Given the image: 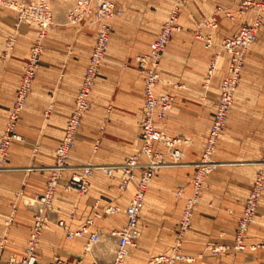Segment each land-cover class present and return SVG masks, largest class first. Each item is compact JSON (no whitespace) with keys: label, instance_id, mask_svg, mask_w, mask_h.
Returning <instances> with one entry per match:
<instances>
[{"label":"crops","instance_id":"0c3cea01","mask_svg":"<svg viewBox=\"0 0 264 264\" xmlns=\"http://www.w3.org/2000/svg\"><path fill=\"white\" fill-rule=\"evenodd\" d=\"M143 7L148 8L147 11L144 9L145 12L142 15L147 17L145 22H149L153 10H150L148 5ZM238 7L239 0H188L181 8L180 17L190 27L196 26V23L202 19L216 17L219 27L210 29L209 32L212 33L214 40H219L226 35L237 32L242 24L251 23L254 20V10L240 16L237 14ZM219 8H222L223 11H219ZM224 11L234 12V19L228 18ZM163 24L156 33L159 32ZM259 38L261 39L260 50L264 51V26L260 29ZM92 49L88 54L77 45L67 47L51 42H47L45 45L34 89L29 95L26 107L18 122V132L23 135L24 140L13 142L7 163L11 168L0 176V242L2 239L5 240V247L0 250L2 256L0 264H22L21 261L26 255L37 206L26 202L25 198H33L44 191L48 177V171L44 167L54 162L56 148L62 141L68 120L74 110ZM213 51L215 53L216 48H213ZM214 53L209 68L214 59ZM20 71V67L10 68L0 62V140L18 88ZM143 79L144 76H142V81ZM207 81H210V79ZM9 82L12 84L11 86ZM258 87L260 92L255 95L258 102L257 108L254 111L244 113L243 123L234 125L233 129L229 127V143L237 144L244 152L248 150V145L257 137H259L261 147L264 146V78L260 81ZM157 91L158 93L165 92L160 91L159 87ZM140 100L143 103L141 108L139 107V126L145 101L144 88L142 87ZM115 102L118 109L123 107L122 102L119 100L116 99ZM214 104L217 110L219 98L217 103L215 101ZM190 106H193L194 112L192 116L194 118L191 121L197 122L199 118L203 120L205 134L207 135L204 142L206 144L216 112L215 107L213 109L205 107L202 101L190 104ZM117 113H119L116 114L119 117H125V111L119 110ZM161 123L159 122V127H162ZM138 140L140 142L139 147H141V136ZM159 148L164 149L161 146ZM251 157L244 153L236 156V160H246ZM101 159V157H97L93 161L102 163ZM222 166L232 168L219 170L212 178L210 202L217 205L220 212L228 210L229 215L225 217L230 224L227 228V240L225 239L223 243H226V241L234 243L240 215L244 209L248 193L253 186L255 168L246 161L223 163ZM100 175L92 176L89 179V191L77 198L67 194V192L57 191L53 199V207L48 212L49 221L44 225L43 235L38 246L37 264H50L56 256L63 258L66 264L112 263L114 253L110 250L106 252V246L102 244V240L95 244L90 252L85 253L84 245L88 238L69 239L65 231L57 224L58 220H64L72 230L81 228L86 223L87 218L93 215L94 202L98 198L101 199L99 203L100 210L108 205L119 206L122 210L126 208L127 202L133 195L136 183L132 182L124 190L120 187V178L113 179L109 184H105L99 179ZM70 176L71 174L64 175L62 184H68ZM104 176L110 178L106 174ZM153 180L154 183L149 186L146 192L144 208L140 218L142 237L136 249L132 251L131 259L127 264H151V260L155 256L170 255L178 235L179 222L186 196L190 195V192L186 190L187 188H184L183 196H177L176 190L183 187L179 184L183 180L178 175L160 174L155 175ZM206 211L203 210L199 213L196 223L202 221L205 224L212 221L215 226V222L219 220L211 219ZM112 216L114 217H106L105 215L103 218H96L91 231H114L127 221L124 214L119 213ZM257 217L258 221L251 224L252 233L248 230L245 242L248 246V241L252 245L255 244V241L259 242L260 251L258 256L249 260L247 254L243 253L244 255L241 256L240 253H236L237 251L234 254L236 260L243 259L245 264H264V198L259 203ZM10 218H12L11 221H9ZM192 227L193 223L190 230ZM222 229V226L221 228L213 227L205 233L198 226V232L194 236L196 238L193 240L190 238L189 230L183 243V254L186 255L188 249H196L197 246H202L208 239L217 237L218 231L220 232ZM253 231H256V234H253ZM189 243H195V245L191 246ZM246 249L238 252H245ZM197 256L194 255V258H188L189 260L178 261L176 264H209L210 258L203 260ZM11 258L15 259L13 263H10Z\"/></svg>","mask_w":264,"mask_h":264},{"label":"rangeland","instance_id":"374dc122","mask_svg":"<svg viewBox=\"0 0 264 264\" xmlns=\"http://www.w3.org/2000/svg\"><path fill=\"white\" fill-rule=\"evenodd\" d=\"M15 1L21 4L33 0ZM48 1L53 11L54 24L48 30L45 45L47 42L58 43L67 47L77 45L89 54L90 49L95 45L98 26H92L88 19H84L79 24L69 22L68 15L76 0ZM112 1L116 4L117 13L113 18L106 20V23L111 28V38L91 95V107L81 120L76 142L71 152V158L69 159L70 169L82 167L88 163H96L93 160L97 157L102 158V163L98 162L99 164L123 162L128 156L139 150L140 142L138 138L140 137V126L138 114L143 103L140 100V94L141 87L144 88V79L142 81L143 74L138 67L136 58L138 55L148 52L149 43L155 38L156 32L167 19L177 0ZM184 4L181 5L180 12ZM144 5H148L150 10H153L149 22H145L147 17H143L142 15L145 10H148L147 7H143ZM180 12L179 23L181 29L176 31L172 36L164 53L160 65L163 82L158 87L160 91L170 90L175 95L174 105L167 118L161 123L162 126L170 136L181 138L187 142H183V145H180L184 154L181 161L177 164H171L168 167L162 168L156 176L160 174L181 176L183 182H179V184L183 187L180 188H187L186 190L191 195L193 192L192 181L197 172L196 163L202 158L205 137L207 135L205 134L206 131L204 130L203 120L201 118L197 122L191 121L194 118L192 117L194 112L193 106H190V104L202 101L205 107L207 106L211 109L215 107L214 102L216 101L217 103L219 98V83L227 72V61L220 48L223 37L219 40H214L216 44L214 46L216 47L207 48L205 40L199 39L196 36L198 22L194 27L191 25L193 28L190 27L188 23L182 21ZM15 22L16 12L9 6L0 5V62L10 68L20 67L21 79L24 67L29 58L30 48L33 45L32 43L38 38L40 31L36 24L28 23H23L20 28L16 29ZM218 27L219 22L215 29ZM210 29L214 28L205 26L203 33L212 34L209 32ZM12 34H17V41L13 50L6 58V42ZM260 38L248 50L246 65L243 69L234 103L231 107L225 128L212 155V160L216 161L219 165L205 177L198 202L196 203L193 227L189 235L191 240L195 239L196 237L194 236L198 232V226L205 233L209 232L213 227L221 228L222 226L223 229L220 232L218 231L217 237L208 239L202 246H197L196 249L194 247H192L194 249H188L186 256L189 259L194 258V255H198L197 257L199 259L206 260L210 258L209 264H245L243 259H235L234 254L237 250L232 248L234 244L232 241L223 243L227 237V228L230 224L225 217L229 215V212L228 210L220 212L218 206L210 202V189L212 178L216 175V172L222 169L232 168L222 166L223 163L235 161L251 163V166L255 168L254 182L257 170L261 167L260 163L263 160L264 146L261 147V143L258 140L259 137L248 145L246 152L239 148L237 144L233 142L229 143V127L233 129L234 125L243 123L244 113L254 111L258 105L255 95L259 94L260 88L258 84L264 78V51L260 50ZM213 48H216V51H219L221 56L219 57L216 70L212 75H209V64L214 53ZM209 79L210 81H207ZM35 82L36 78L33 82L32 90L34 89ZM116 99L122 102L123 107L119 109L116 107ZM119 110L122 112L125 111V117L121 118L116 115L119 114L117 113ZM214 110H216V107ZM244 153L252 157L246 160H236V156ZM72 172L73 170H66L63 177L66 174H72ZM98 174H101L99 179L105 184H109L113 179H116L105 177L103 171H95L92 176H98ZM153 183L154 180H152L150 185ZM67 185L62 184L61 180L58 190L64 193L67 192V194L76 196V198L84 195H79L74 190L67 189ZM263 198L264 189L260 202ZM100 200L98 198L94 204ZM25 201L33 202L37 206L36 196L33 198H25ZM128 203L129 201L127 205ZM203 210H207L206 214L211 219L219 220V223L215 222V226L212 221H208L210 223L205 224L202 221L196 223L197 216ZM120 214H124V212L121 211ZM257 215L258 210L252 224L258 221ZM106 217L114 216L106 215ZM249 230L250 232L252 231L251 228ZM112 232H100V235L102 236V244L106 246V252L110 250L115 255L117 237ZM253 234H256V231H253ZM254 243L252 245L248 241L249 246L245 252L237 251L236 253H240L241 256L247 254L249 260L255 259L259 254L260 244L258 241ZM189 245L194 246L195 243H189ZM227 245L231 246V248L216 252V248ZM252 246L256 248L252 249ZM135 249H132V251ZM131 254L125 264L130 261ZM113 261L111 264H113Z\"/></svg>","mask_w":264,"mask_h":264},{"label":"built area","instance_id":"2783aa9c","mask_svg":"<svg viewBox=\"0 0 264 264\" xmlns=\"http://www.w3.org/2000/svg\"><path fill=\"white\" fill-rule=\"evenodd\" d=\"M188 0H177L159 32L150 43L148 52L137 56V64L144 76L145 101L140 116V136L142 145L139 150L128 156L123 162L103 164L88 163L82 167H69V159L75 145L76 138L81 125V120L86 111L91 107V95L94 90L96 79L100 71L101 64L105 58L111 38V28L106 23L107 19L113 18L117 13L116 4L112 0H76L72 6L68 20L72 24H79L84 19H88L92 26H98L96 42L90 52V61L86 68L81 89L76 99L75 107L68 120L65 134L55 151L54 162L46 167L48 177L46 186L42 194L36 196L37 210L35 221L28 239L26 255L22 259V264H37V251L40 244L44 225L49 221L48 212L53 207V199L57 193L63 174L66 170H73L68 181L67 189H72L79 195L85 194L90 189L89 178L95 171H103L111 178H120V187L127 189L132 182H135L133 195L124 210L116 205H108L100 210L97 201L94 204V212L89 216L84 226L77 230H72L70 225L64 220H58L61 227L69 239L87 237L84 251L90 252L95 244L100 242V232H92L96 218L103 215H115L124 212L126 223L112 234L117 237L113 264H125L132 249L136 248L142 237L140 218L146 199V192L154 176L164 167L177 164L183 158V150L180 145L186 140L172 137L164 129L159 127V122H163L171 111L175 95L172 91L158 93L157 88L163 82L160 65L168 44L176 31L181 29L179 23L180 7ZM0 5L9 6L16 12V29L23 23L36 24L39 28V36L30 48L29 58L24 67V72L20 79L15 100L9 112L8 120L0 140V176L9 170L8 160L11 147L14 141H23L24 137L18 132V122L22 111L26 105L28 96L32 90L33 82L36 78L40 66L41 57L45 47V39L48 30L53 26V11L48 0H33L28 3L19 4L15 0H0ZM255 11L254 20L251 23L242 24L237 32L224 36L220 43L221 51L226 56L227 72L220 83V97L218 108L215 112L213 123L209 132L207 142L204 146L203 155L196 163L197 172L193 178V192L186 196V202L179 222L178 235L172 247V253L161 254L153 257L151 264H176L178 261L189 260L183 254L182 247L186 236L193 223L196 203L205 180L215 167L216 162L212 160V155L216 149L219 138L229 117L231 107L234 103L235 95L245 67L246 56L251 45L258 39L260 29L264 26V0H239L237 14L244 16L250 11ZM219 11H223L219 8ZM227 17L234 19L232 11H224ZM196 36L205 40L206 47L215 45L212 34L203 33L205 26L215 28L218 25L216 17H208L197 23ZM17 41V34L9 36L6 42L5 57L13 50ZM221 53L216 51L214 59L209 68V74L216 70ZM6 57V58H7ZM159 146L164 149L159 148ZM167 165V166H166ZM261 167L257 170L253 188L246 199L245 207L238 222L232 248L240 251L248 247L245 242L246 234L254 221L261 196L264 189V152ZM184 189L177 190V196L182 197ZM12 218L9 219L11 221ZM5 240L0 242V250L4 249ZM231 246L216 248V252L230 249ZM252 246V249H255ZM2 256L0 255V263ZM15 261L10 259V263ZM50 264H66L60 256H56Z\"/></svg>","mask_w":264,"mask_h":264},{"label":"bare ground","instance_id":"6f19581e","mask_svg":"<svg viewBox=\"0 0 264 264\" xmlns=\"http://www.w3.org/2000/svg\"><path fill=\"white\" fill-rule=\"evenodd\" d=\"M222 134V133H221ZM214 161V160H213ZM214 162H216V161H214ZM100 165H103V164H100ZM167 166V165H166ZM216 166H218V164L216 163ZM33 203V202H32ZM33 204H35V203H33Z\"/></svg>","mask_w":264,"mask_h":264}]
</instances>
